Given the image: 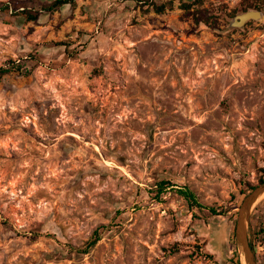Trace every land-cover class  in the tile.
Listing matches in <instances>:
<instances>
[{"label":"rangeland","instance_id":"rangeland-1","mask_svg":"<svg viewBox=\"0 0 264 264\" xmlns=\"http://www.w3.org/2000/svg\"><path fill=\"white\" fill-rule=\"evenodd\" d=\"M41 1L0 0V264H233L264 175V13L76 0L25 21Z\"/></svg>","mask_w":264,"mask_h":264},{"label":"trees","instance_id":"trees-1","mask_svg":"<svg viewBox=\"0 0 264 264\" xmlns=\"http://www.w3.org/2000/svg\"><path fill=\"white\" fill-rule=\"evenodd\" d=\"M137 3L141 4V7L147 5V7H151L155 13H163L166 9H172L173 2L172 0H165L158 2L156 0H135ZM200 1V0H197ZM198 2H194L191 0H181L180 7L189 10L193 4ZM64 5H69L70 7L76 6V0H49V1H41L39 2L37 7H23L22 10H18L19 14L24 18L25 21L35 20L39 14L42 12L48 13L58 8H61ZM241 11L247 10H256L264 13V0H242ZM227 14L231 18H235L238 14V9L236 7L231 8ZM202 17V11L200 8H196L194 11V18L198 21ZM5 69L0 67V76L3 74ZM264 181V175L258 178V184ZM169 184L168 181L161 180L159 182L158 191H163L165 187ZM255 185L247 184L244 193L251 191L254 189ZM177 193L181 196L187 205L191 208L194 206L202 207V205L197 201L194 193L189 190L187 187L178 188ZM262 207V203H258L254 207V211L251 213L249 218V232L251 238L248 239V243L253 252H256L255 244L258 242H264V220H260L259 223H256L257 213ZM211 213H217L213 208H209ZM234 221V220H233ZM99 235L97 229H95L85 246L80 249L81 252H87L95 243L98 241ZM229 242L232 246V262L233 264H240L237 248H236V238L234 230L230 233Z\"/></svg>","mask_w":264,"mask_h":264},{"label":"water","instance_id":"water-1","mask_svg":"<svg viewBox=\"0 0 264 264\" xmlns=\"http://www.w3.org/2000/svg\"><path fill=\"white\" fill-rule=\"evenodd\" d=\"M260 11L247 10L241 14H238L234 18V24L242 25L245 21L251 18H259L261 16ZM264 193V181L254 187L243 199L241 205L237 210V217L235 223V238H236V248L241 263V250L245 256L247 264H256L255 255L253 250L250 248L248 243V238L246 234V229L249 224V218L251 210L254 204L257 202L258 198Z\"/></svg>","mask_w":264,"mask_h":264},{"label":"bare ground","instance_id":"bare-ground-1","mask_svg":"<svg viewBox=\"0 0 264 264\" xmlns=\"http://www.w3.org/2000/svg\"><path fill=\"white\" fill-rule=\"evenodd\" d=\"M260 197H261V196H260ZM260 197H259V198H260ZM259 198H258V199H259ZM241 263H242V264H247L246 259H245V256H244V254L242 253V250H241Z\"/></svg>","mask_w":264,"mask_h":264}]
</instances>
